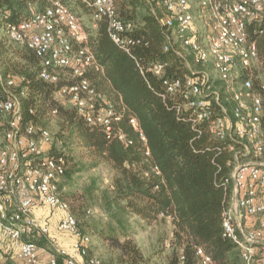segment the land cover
I'll return each mask as SVG.
<instances>
[{
  "label": "trees",
  "instance_id": "trees-1",
  "mask_svg": "<svg viewBox=\"0 0 264 264\" xmlns=\"http://www.w3.org/2000/svg\"><path fill=\"white\" fill-rule=\"evenodd\" d=\"M36 1L47 3L0 0V72L5 79H16L18 93L25 91L21 96L24 124L47 128L49 121L56 119L59 130L55 141L64 151L53 154L66 160L64 176L72 178L84 169L75 168L78 163L68 166L67 160L75 158V148L91 159L88 167L104 163L110 168L107 185L100 187L93 180L83 191L61 193L80 227L84 229L80 218L92 205H99L104 217L90 227L92 233L118 249V264H151L152 256L164 252L167 240L171 254L165 264H174L180 253L186 256V264H194L197 247L211 254L215 264H243L236 243L224 235L223 227V212L233 194V183L226 185L235 162L232 141L212 135L205 121H195L183 106L180 93L166 95L165 81L184 77L191 69L174 48L164 49L168 38L162 14L147 0H115L121 18L132 24L127 30L130 51L117 45L107 22L99 20L84 42L93 53V64L75 77L69 68H59L60 81L51 83L40 77L41 60L36 53L8 35V28L27 18V5ZM62 1L78 16L93 15L94 8L86 0ZM250 36L257 41L264 63V33L251 31ZM156 62L167 63L162 76L150 69ZM252 77L253 91L263 95L262 82L254 74ZM80 78L88 79L102 95L99 104L117 110L110 125L89 124L68 96L59 95L63 86ZM227 108L231 113L233 103H227ZM132 117L137 118V126L131 123ZM139 127L146 135L145 142ZM233 143L241 147L238 141ZM66 147L71 151L67 153ZM250 157L264 162V150L252 152ZM166 219L173 225L172 236H161L155 255L144 257L134 240L138 228ZM260 253L258 250L259 260ZM106 262L114 263L112 259Z\"/></svg>",
  "mask_w": 264,
  "mask_h": 264
},
{
  "label": "built area",
  "instance_id": "built-area-1",
  "mask_svg": "<svg viewBox=\"0 0 264 264\" xmlns=\"http://www.w3.org/2000/svg\"><path fill=\"white\" fill-rule=\"evenodd\" d=\"M86 1L94 8L93 18L107 22L111 39L130 51L127 30L132 24L121 18L116 1ZM147 1L162 9L168 38L164 49L174 48L191 69L184 77L165 81L166 95L180 93L195 121H205L212 135L232 141L235 162L226 185L233 183V194L223 212L224 235L236 243L243 264H264V162L250 157L264 150V83L263 95L253 91V69L260 52L250 36L251 31L264 33V0ZM8 35L36 53L40 77L51 83L60 81L59 68H69L75 77L93 64L80 17L62 0H47L41 10L11 25ZM166 66L156 62L150 69L162 76ZM210 74L233 88L238 83L231 113ZM16 83L14 77L5 79L0 74V264L5 256L23 264H109L93 253L92 235L80 227L70 202L58 190L66 161L48 152L52 132L40 124H24L21 96L25 91L16 92ZM59 95L68 96L89 124L110 125L117 118L112 105L98 103L103 97L86 78L66 84ZM131 123L137 126V118L132 117ZM139 129L145 142L146 135ZM39 208L57 214V222L53 225L51 216L38 215ZM64 231L73 237L70 246H64L58 236ZM40 238L46 242L41 244ZM195 256L194 264H215L203 247L196 248ZM185 259L180 253L174 264H186Z\"/></svg>",
  "mask_w": 264,
  "mask_h": 264
},
{
  "label": "rangeland",
  "instance_id": "rangeland-1",
  "mask_svg": "<svg viewBox=\"0 0 264 264\" xmlns=\"http://www.w3.org/2000/svg\"><path fill=\"white\" fill-rule=\"evenodd\" d=\"M75 2L76 0H73V3ZM41 4L42 3L40 1L29 3L27 5L29 15L38 10H41L45 6L44 3L43 5ZM152 6L155 12H158L159 14L162 13V9L157 7V5L153 4ZM79 17H80L81 31H83L86 35H88L94 29L97 28L95 24L98 25V21L93 18V15L81 14ZM253 70H254V76L257 79H259L260 82L264 83V63L262 62V60H259L258 64L255 65ZM210 75L213 77V79H215V89L221 95L222 100L225 103L226 107H227V103H231V104L234 103L233 93L234 90L239 86L238 83H236V85H234L235 87L233 88V86L226 85L222 81L219 80L216 81L214 74H210ZM49 122L50 123L47 125V128L53 134V141L52 144L49 146L48 152L53 154L54 151H64V147L62 149V145L59 142L55 141V133L59 130L56 119L53 118ZM2 138H3V132L0 130V140ZM65 151L68 153L71 150H68V148L66 147ZM73 153H74L73 157L75 158L72 162H69L67 160L68 166H71L74 163H78V165H75V168L82 166L84 167V169L82 171L74 173L72 178H68L64 176L57 185L60 193L64 192V195H66V193L69 195L70 193L73 192L83 191L88 185L92 183L93 180H96L97 185H100V187L107 185L106 179L107 178L110 179L112 172L106 164L100 163L97 167H88L91 163V159L89 157L84 155L78 148H75V150H73ZM42 209L44 210V214H43L44 216L50 215L52 219L58 217L57 214L51 213L47 208H42ZM89 211H90L89 213L86 212L80 218V223L82 224L86 232L87 231L88 233L91 232L93 253L99 255L104 260L112 259V261L114 262L113 264H118L117 263L118 249L110 241L101 239L99 236L92 233V229L90 227V224L92 222H97L99 220H102V218L104 217L99 205L97 204L92 205L89 208ZM257 221L258 222H256V224L257 226H259L260 219L257 218ZM53 233L57 234L55 233V231ZM172 233H173V225L171 223V220L166 219L164 221L151 224L145 228L139 227L138 232L134 235V240L141 248L144 257H149L150 255L153 254L155 255V250L157 249L156 247L158 245L157 243L159 238L163 235L170 238L172 236ZM63 238L60 239L62 242H64ZM39 242L43 244L41 242V239H39ZM170 254H171V247L169 244V240H167L166 248L164 252L156 256H152L151 264H165V260L167 256H169ZM5 257L6 259L4 260L3 264H23L22 262L14 259L11 256H5Z\"/></svg>",
  "mask_w": 264,
  "mask_h": 264
},
{
  "label": "crops",
  "instance_id": "crops-1",
  "mask_svg": "<svg viewBox=\"0 0 264 264\" xmlns=\"http://www.w3.org/2000/svg\"><path fill=\"white\" fill-rule=\"evenodd\" d=\"M95 27V26H94ZM37 214L38 215H42V216H44L43 214H44V210L42 209V208H39L38 210H37ZM45 216H48V215H45ZM48 217H50V215L48 216ZM52 220V224L54 225L56 222H57V219H51ZM54 231H55V233H57L58 234V232H56V230L54 229ZM53 231V232H54ZM59 236H60V239L61 238H63L64 239V242H62L63 244H64V246H70L71 244H72V242H73V237L71 236V234H69L68 232H65L64 231V233H61V232H59Z\"/></svg>",
  "mask_w": 264,
  "mask_h": 264
}]
</instances>
